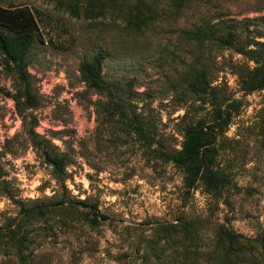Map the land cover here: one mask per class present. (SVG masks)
<instances>
[{
  "label": "rangeland",
  "instance_id": "rangeland-1",
  "mask_svg": "<svg viewBox=\"0 0 264 264\" xmlns=\"http://www.w3.org/2000/svg\"><path fill=\"white\" fill-rule=\"evenodd\" d=\"M0 5L37 23L23 74L0 51V264H264V0ZM205 24L234 44L184 34ZM98 52L109 91L81 76ZM201 70L216 99L193 92ZM220 107L232 113L211 165L223 186L189 191L163 151Z\"/></svg>",
  "mask_w": 264,
  "mask_h": 264
},
{
  "label": "trees",
  "instance_id": "trees-1",
  "mask_svg": "<svg viewBox=\"0 0 264 264\" xmlns=\"http://www.w3.org/2000/svg\"><path fill=\"white\" fill-rule=\"evenodd\" d=\"M143 3V2H140ZM138 31H141L148 24L140 21L132 25ZM214 25H196L194 29L184 30V34L189 36L193 41L203 43L207 40L215 41L222 45H233L234 39L231 33L227 35L219 34L213 30ZM37 23L33 13L26 6L17 8H6L0 5V51L5 55L8 66L12 64L18 68L23 74L27 68V55L32 47L37 33ZM256 45L264 46V41H254ZM252 43L246 46L250 47ZM247 54L256 57L258 48H249L245 51ZM106 56L103 52H98L91 60L82 62L80 72L82 79L88 86L96 88L100 91H109V82L104 77L103 67ZM12 63V64H11ZM190 86L198 97L204 98L208 95L215 97L214 87L211 85L204 70L196 71ZM264 87V73L261 77L257 88ZM26 93L29 98L31 95L28 85H26ZM218 96L214 99H216ZM232 113L220 107L215 116V122L205 125L204 122L198 121L189 124L184 129V141L182 148L176 153L163 151V156L182 167L186 172L185 184L189 191L194 189L199 180H205L208 187L220 189L223 186V176L215 170L212 165V160L217 154V148L214 145L217 139L219 128H224L230 125ZM138 132L142 131L139 119H136ZM44 149V148H43ZM46 159L55 167L56 171L61 174L64 170L65 160L58 154H52L46 151ZM83 206H88L86 201H80ZM92 212L99 215L95 208ZM3 229L0 227V233Z\"/></svg>",
  "mask_w": 264,
  "mask_h": 264
}]
</instances>
